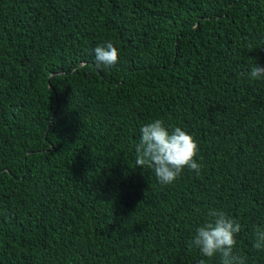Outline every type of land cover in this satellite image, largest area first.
I'll return each mask as SVG.
<instances>
[{"label": "trees", "instance_id": "trees-1", "mask_svg": "<svg viewBox=\"0 0 264 264\" xmlns=\"http://www.w3.org/2000/svg\"><path fill=\"white\" fill-rule=\"evenodd\" d=\"M111 42L114 67L94 49ZM264 0H0V264H220V210L264 264ZM190 134L199 175L135 164L142 126Z\"/></svg>", "mask_w": 264, "mask_h": 264}, {"label": "clouds", "instance_id": "clouds-1", "mask_svg": "<svg viewBox=\"0 0 264 264\" xmlns=\"http://www.w3.org/2000/svg\"><path fill=\"white\" fill-rule=\"evenodd\" d=\"M97 67H114L118 62V50L111 42L98 45L94 50ZM250 77L264 79V67L251 68ZM135 164L140 168L151 169L162 185L174 183L188 169L199 175L201 165L195 160L199 146L195 139L175 127L168 130L164 121L155 119L140 129V139L134 144ZM241 232V224L225 212L210 209L208 219L195 229L189 241V248H196L209 260L219 257L220 264H246L242 255L234 249L236 236ZM253 249L264 251V225L253 226ZM200 264H205L204 260Z\"/></svg>", "mask_w": 264, "mask_h": 264}]
</instances>
